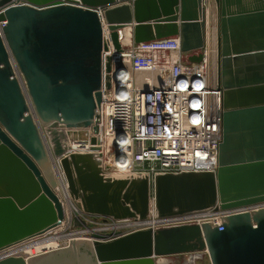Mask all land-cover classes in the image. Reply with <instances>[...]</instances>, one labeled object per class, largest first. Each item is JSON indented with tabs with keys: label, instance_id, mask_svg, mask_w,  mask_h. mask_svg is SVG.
I'll return each instance as SVG.
<instances>
[{
	"label": "water",
	"instance_id": "obj_1",
	"mask_svg": "<svg viewBox=\"0 0 264 264\" xmlns=\"http://www.w3.org/2000/svg\"><path fill=\"white\" fill-rule=\"evenodd\" d=\"M206 1L0 0V252L64 220L54 157H62L71 202L91 216L143 220L152 207L161 218L232 211L222 230L204 222L96 232L32 257L2 255L0 264H157L155 257L205 250L212 264H264V207L247 209L264 203V0H213L223 103L216 172L159 173L152 181L145 173L106 174L98 152L63 156L66 129L100 131L103 51L111 46L106 70L117 72L121 29L131 28L135 43L177 36L183 52L200 51Z\"/></svg>",
	"mask_w": 264,
	"mask_h": 264
},
{
	"label": "built area",
	"instance_id": "obj_2",
	"mask_svg": "<svg viewBox=\"0 0 264 264\" xmlns=\"http://www.w3.org/2000/svg\"><path fill=\"white\" fill-rule=\"evenodd\" d=\"M5 25V20L0 21V29ZM207 41L203 50L186 53L177 36L141 43L131 39L123 45L121 68L115 73L106 70L107 58L113 55L111 46L104 50L102 102L98 108L100 131L95 133L92 126L66 129L67 150L63 156L98 152L102 154L106 174L145 173L152 181L159 173L216 172L223 103L222 90L218 87L216 42L212 45ZM199 53L203 56L200 62L190 60V56ZM93 138L96 143L92 142ZM61 159L54 157V172L59 187L62 184L71 215L66 212L60 224L27 240L57 244L43 247L38 254L68 247L71 240H76L74 237L89 239L96 232L126 235L138 230L157 231L204 222L222 230L224 220L232 213L212 208L161 218L152 207L143 220L91 216L79 211L68 197ZM263 207L264 203H260L247 209ZM76 219L85 225H77ZM80 233L91 236H75ZM13 247L1 251L0 256L21 254L11 252Z\"/></svg>",
	"mask_w": 264,
	"mask_h": 264
},
{
	"label": "bare ground",
	"instance_id": "obj_3",
	"mask_svg": "<svg viewBox=\"0 0 264 264\" xmlns=\"http://www.w3.org/2000/svg\"><path fill=\"white\" fill-rule=\"evenodd\" d=\"M210 1H211V4L213 5L212 7L214 8V11H215V3H214V1L213 0H207L206 1V4H207L208 11L210 10V8H209L210 7V4H209ZM214 15H216V14H214ZM207 20H208V18H207ZM215 22H216V20H215ZM207 32H208V28H207ZM120 33H121V42L123 43V45L129 44L131 42V37H132V33L130 32V30L128 28L121 29ZM60 182L62 183L61 180H60ZM59 188H60L59 191H62L63 192V195L62 194L61 195L64 197V201L66 202L67 199H65L66 197H65V193H64V191L62 189V184H60V187ZM67 203H65V204L67 205ZM66 208H67L66 209V212L68 213V216L71 215L70 214L71 208H68V205L66 206ZM83 235H85V236H83ZM75 236H81L79 238H82V237H86V236H89L90 237L91 234L88 235V234H85V233H80V234H77ZM74 238L77 239L78 237H74ZM31 241H26V242H23L21 244H18L17 246L13 247V249L11 250V252L16 251V252L21 253V254L26 253L30 257H32V256H35L36 254L42 252L43 247L52 248V247H55L57 245L55 242H51V243H44L43 242L44 244L41 243V242L29 243ZM201 257H202V253H199V254L189 253V255L186 257L185 264H194L196 262V260L199 259V258H201ZM171 258L172 257H165V256L159 257L158 260H157V264H169V262L171 261Z\"/></svg>",
	"mask_w": 264,
	"mask_h": 264
},
{
	"label": "rangeland",
	"instance_id": "obj_4",
	"mask_svg": "<svg viewBox=\"0 0 264 264\" xmlns=\"http://www.w3.org/2000/svg\"><path fill=\"white\" fill-rule=\"evenodd\" d=\"M210 4V10L208 11V39H209V43L213 45L212 40L216 37V27H215V11H213L212 9H214L211 4V1L209 2ZM213 16V17H212ZM215 27V28H214ZM216 42V39H215ZM29 243H33L32 241ZM28 243V244H29ZM21 248V247H20ZM17 249V248H16ZM19 249V248H18ZM199 253H202V257L197 259L196 262L194 264H212L211 260L209 258V255L205 252V251H200ZM198 252H194L193 254H199ZM189 254H182V255H173V256H165V257H172L171 261L169 262V264H185V260L186 257ZM155 260H158V257H155Z\"/></svg>",
	"mask_w": 264,
	"mask_h": 264
},
{
	"label": "crops",
	"instance_id": "obj_5",
	"mask_svg": "<svg viewBox=\"0 0 264 264\" xmlns=\"http://www.w3.org/2000/svg\"><path fill=\"white\" fill-rule=\"evenodd\" d=\"M213 11H214V9H213ZM215 39H216V37L212 40V43H213V44H215ZM207 40H209V39H208V32H207ZM207 42H208V41H207Z\"/></svg>",
	"mask_w": 264,
	"mask_h": 264
}]
</instances>
